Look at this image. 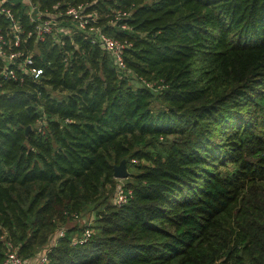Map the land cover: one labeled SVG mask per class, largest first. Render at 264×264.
Segmentation results:
<instances>
[{"label":"trees","instance_id":"16d2710c","mask_svg":"<svg viewBox=\"0 0 264 264\" xmlns=\"http://www.w3.org/2000/svg\"><path fill=\"white\" fill-rule=\"evenodd\" d=\"M58 2L130 40L126 67L151 87L81 32L38 44L41 82L0 89V262L7 240L30 258L92 206L88 240L66 226L45 264H264V0L41 5ZM123 159L137 172L116 206Z\"/></svg>","mask_w":264,"mask_h":264},{"label":"built area","instance_id":"2783aa9c","mask_svg":"<svg viewBox=\"0 0 264 264\" xmlns=\"http://www.w3.org/2000/svg\"><path fill=\"white\" fill-rule=\"evenodd\" d=\"M59 5L58 2L44 7L41 0H0V89L8 83L24 85L29 82H41L44 68L37 65L35 60V55L39 54L38 44L51 37L61 45L64 44V37L76 32H81L89 38L91 44L101 47L119 72L151 87L145 79L133 77L126 67L124 56L126 50L132 46L130 40L108 34L105 26L98 23L96 11L86 10L88 3L67 4L63 8ZM113 16V20L108 24L118 25L120 29L128 28L125 21L129 16L128 12L116 10ZM45 125L43 114L36 121L35 128L43 133ZM131 197L130 188L119 187L113 203L121 206ZM91 233V230H87L73 237L71 244L87 241ZM63 234L64 231L59 230L57 239ZM5 245L6 257L0 264H25V259L18 255L17 247L10 240H7ZM47 252L39 257L36 264L47 262Z\"/></svg>","mask_w":264,"mask_h":264},{"label":"rangeland","instance_id":"374dc122","mask_svg":"<svg viewBox=\"0 0 264 264\" xmlns=\"http://www.w3.org/2000/svg\"><path fill=\"white\" fill-rule=\"evenodd\" d=\"M108 29L115 30V28H111V27H109ZM129 79H130V83L132 85H134V86L139 85V83L136 82L133 78H129ZM133 162H134V164H137L139 161L136 159ZM126 170L129 173L127 178H115L114 177V187L110 191L111 192V197L109 199V202L112 205L114 204L113 202H114L115 191L119 187H123V186L125 187L127 185V182H129L131 180V177H130L131 174L137 172L135 166H132V167H127L126 166ZM91 207L92 206L86 207L85 210H83V211H81L80 213L77 214V217H74L72 220H70L66 225H63L61 228L56 229L55 232L52 233V235L50 236V239L48 240L47 243H45L42 246H39L37 248L36 253L33 256H31L30 258L25 259V264H36V262H38V260H39V257L42 256L43 254H45L50 249V247L56 243L57 235H58L59 230L65 231L66 226H68V227L77 226V228H80V227L83 228L84 227L86 229V230L84 229L85 231L91 230L92 233H93L94 229L91 226H94V224H95V220H96L95 213L96 212L93 211ZM81 234L82 233L75 234L73 237L81 235ZM30 259H32L31 261H33V260L34 261L32 263H28V261Z\"/></svg>","mask_w":264,"mask_h":264},{"label":"water","instance_id":"95a60500","mask_svg":"<svg viewBox=\"0 0 264 264\" xmlns=\"http://www.w3.org/2000/svg\"><path fill=\"white\" fill-rule=\"evenodd\" d=\"M31 129L30 126H27L26 133ZM129 173L126 170V160L123 159L119 164L115 165L113 168V177L115 178H127Z\"/></svg>","mask_w":264,"mask_h":264},{"label":"crops","instance_id":"0c3cea01","mask_svg":"<svg viewBox=\"0 0 264 264\" xmlns=\"http://www.w3.org/2000/svg\"><path fill=\"white\" fill-rule=\"evenodd\" d=\"M31 260H32V259H30V260L28 261V263H32V262L34 261V260H33V261H31Z\"/></svg>","mask_w":264,"mask_h":264}]
</instances>
